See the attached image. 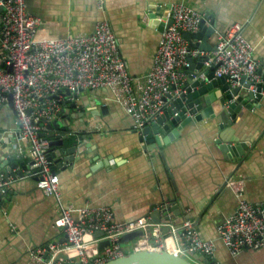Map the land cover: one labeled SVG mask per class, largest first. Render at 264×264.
<instances>
[{"label":"crops","instance_id":"0c3cea01","mask_svg":"<svg viewBox=\"0 0 264 264\" xmlns=\"http://www.w3.org/2000/svg\"><path fill=\"white\" fill-rule=\"evenodd\" d=\"M25 1L26 9L40 17L44 35L65 37L91 32L96 21L107 18L130 73L139 76L152 64L161 31L160 24L150 23L149 11L163 22L174 0ZM187 1L203 15L211 14L208 25L214 19L215 31L207 40L210 45L228 25L243 23L264 77V0ZM214 89L218 91V87ZM81 92L76 106L63 103L60 116L53 120L75 124L92 151L88 155L75 153L71 161L62 159V164L52 165L59 176L58 197L46 195L36 186L34 176L28 173L32 151L25 143L23 152L16 150L14 110L8 103L0 107V172L11 180L0 193V264H30L35 249L63 242V230L54 225L62 206H71L76 213L84 205H110L116 220H130L151 216L156 205L169 202L171 197L183 206L178 217L190 219L201 237L214 240L210 259L215 263L264 264V246L244 248L231 255L217 233V225L233 212L238 201L229 180L242 182L244 199H264V90L251 108L243 106L234 119L223 118L219 100L209 99L205 105L213 115L181 126L179 135L169 143L162 148L151 145L150 149L135 129L132 116L113 99L108 88ZM62 113L69 118H61ZM237 142L247 144L240 149ZM229 143L238 149L236 155L231 152L226 157L221 144ZM12 162L18 165L8 169ZM17 169H22V174L12 175L11 171ZM134 244L135 239L124 242L123 248L133 250ZM175 245L182 249L183 240L178 237ZM51 258L42 254L37 264H49ZM61 260L75 264L72 259Z\"/></svg>","mask_w":264,"mask_h":264},{"label":"built area","instance_id":"2783aa9c","mask_svg":"<svg viewBox=\"0 0 264 264\" xmlns=\"http://www.w3.org/2000/svg\"><path fill=\"white\" fill-rule=\"evenodd\" d=\"M0 6V107L8 103L11 94L17 123L16 150L21 153L23 143L28 145L33 154L28 173L46 195H60L59 176L48 159V122L58 118L62 104L80 90L108 88L140 132L157 120L169 105L170 95L180 89L187 76L184 69L190 63L189 56L201 60L204 70L212 67L213 78L224 77L229 87L242 85L254 98L264 90V77L253 45L243 32V23L233 22L217 33L210 50L189 46L182 31L198 30L203 14L187 0L170 3L171 23L161 29L152 64L139 76L130 73L107 18L96 21L91 32L59 37L40 32V17L26 9L25 0H0ZM205 77L202 72L200 78ZM185 114L191 115L188 111ZM10 182L0 172V193ZM228 184L238 201L233 212L217 225L219 238L231 255L244 248L264 246V199L250 202L242 197L241 181L229 180ZM167 204L160 203L155 210L164 213ZM54 225L63 230L65 240L35 249L30 264L41 262L46 251L52 256L49 264H65L61 259L53 260L58 251L73 256L79 264H101L123 255L120 236L137 229L143 233L135 239L134 250L155 248L182 254L184 249L175 245L179 237L185 250L201 252L209 258L215 251L214 240L201 237L190 219L155 222L150 215H141L116 220L110 205H84L76 213L71 206H62ZM98 231L101 236H95ZM102 239L110 243L100 250Z\"/></svg>","mask_w":264,"mask_h":264},{"label":"water","instance_id":"95a60500","mask_svg":"<svg viewBox=\"0 0 264 264\" xmlns=\"http://www.w3.org/2000/svg\"><path fill=\"white\" fill-rule=\"evenodd\" d=\"M170 4L168 5V7ZM0 6V10H1ZM211 14L204 13L200 27L196 31H182V36L188 40L190 47H197L202 51L210 50L213 48V45L208 43V38L215 31V22L214 19H210V25L206 23L207 19ZM150 18V23L152 26H155L157 23L160 24L159 28L163 29L164 26H168L171 23V18L168 17L167 21L159 22L156 13L152 10L148 14ZM189 65L185 67L187 76L184 78L180 89L174 95H170V103L164 110V112L158 116L157 120L153 123L147 124L141 130V138H145L146 147L151 148H162L165 143H169L173 137L179 135V129L181 126L188 123H194L204 116L213 115L210 111L211 108L205 105L209 99L219 100V103L222 107L221 111L226 116L234 119L235 114L243 106L251 108L253 102L261 98V93H257L256 97H253L251 91L242 85H236L229 87V83L225 81L224 77L213 78L212 67L209 70H204L202 67L201 60L195 61L192 56H189ZM1 63V60H0ZM204 72L206 77L204 79L200 78L201 73ZM208 79H210L208 81ZM242 82V79H240ZM247 86V85H246ZM218 87L217 89H214ZM264 88V84H263ZM69 94L70 91L67 90ZM83 92L74 93L71 100H68L64 104H68L69 107L76 106V100L79 98V95H82ZM253 98V99H252ZM8 104L11 108L12 99L11 94L8 95ZM83 108V107H82ZM177 111L176 114L174 112ZM188 111L191 115H186L185 112ZM210 112V113H209ZM92 114H94L92 112ZM62 117L69 118L68 115L62 113ZM74 117V116H73ZM169 119V123L166 120ZM163 125V127H160ZM222 125V124H221ZM172 126L171 132L169 128ZM174 126V127H173ZM48 132L46 138H48V159L51 161L52 165L62 164V159L65 161H71L75 153L86 154L88 155L92 150H89L90 143L85 141V134L80 133V130L73 123H68L66 120H52L48 122ZM165 133V131H167ZM228 144H221V149L225 152L226 157L233 152L236 155L237 147ZM247 143H236V145L241 149L243 146H246ZM228 154V155H227ZM18 165L17 162H12L7 166L8 169L11 166ZM25 165H22L24 168ZM22 170V169H21ZM20 169L16 171H11L12 175L15 173H21ZM22 174V173H21ZM179 200V199H178ZM176 198L171 197L167 206L164 209L165 212H169L166 215H159L156 211L151 213V218L153 221H173L174 223H180L184 220V217H178L180 210L183 208L180 201ZM166 228V227H165ZM143 231L141 229L133 230L122 234L119 238L121 243L132 241L141 235ZM102 232L98 231L95 233V236H101ZM109 239H102L99 243V249L102 250L104 245L109 244ZM182 254L177 252H172L167 249H155V248H143V249H133L125 252L123 255L109 259L101 264H213L211 260L204 253L185 250ZM50 256L51 253L46 251L44 257ZM57 259H72L75 260V264L79 262L68 254L58 251L54 256L53 260ZM53 261V262H54ZM53 264V263H50ZM65 264H68L67 262Z\"/></svg>","mask_w":264,"mask_h":264},{"label":"bare ground","instance_id":"6f19581e","mask_svg":"<svg viewBox=\"0 0 264 264\" xmlns=\"http://www.w3.org/2000/svg\"><path fill=\"white\" fill-rule=\"evenodd\" d=\"M170 241V244H172V241L171 240H169ZM171 248V247H170ZM170 251H172V250H170ZM172 252H175V251H172Z\"/></svg>","mask_w":264,"mask_h":264},{"label":"rangeland","instance_id":"374dc122","mask_svg":"<svg viewBox=\"0 0 264 264\" xmlns=\"http://www.w3.org/2000/svg\"><path fill=\"white\" fill-rule=\"evenodd\" d=\"M224 116V114H222V117ZM223 118H225V117H223Z\"/></svg>","mask_w":264,"mask_h":264},{"label":"trees","instance_id":"16d2710c","mask_svg":"<svg viewBox=\"0 0 264 264\" xmlns=\"http://www.w3.org/2000/svg\"><path fill=\"white\" fill-rule=\"evenodd\" d=\"M123 245V243H121ZM125 252H127V250H125Z\"/></svg>","mask_w":264,"mask_h":264}]
</instances>
